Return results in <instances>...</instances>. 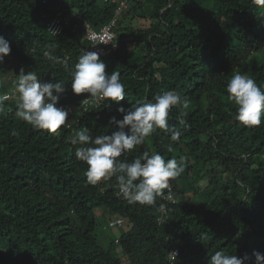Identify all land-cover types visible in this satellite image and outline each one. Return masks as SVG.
Segmentation results:
<instances>
[{"label":"trees","instance_id":"16d2710c","mask_svg":"<svg viewBox=\"0 0 264 264\" xmlns=\"http://www.w3.org/2000/svg\"><path fill=\"white\" fill-rule=\"evenodd\" d=\"M119 2L0 0V35L12 49L0 63V97H8L0 103V264H207L221 249L255 264L253 252L264 253V122L241 126L226 84L241 72L264 87V8L251 0H130L122 11L117 47L100 56L107 73L121 74L120 103L127 108L166 90L188 102L186 129L180 107L168 117L182 129L179 140L157 129L119 158H183L184 172L145 206L121 198L115 176L89 184L86 163L74 156L79 145L69 142L84 127L110 134V117L122 119L118 105L103 99L86 110L89 96L72 93L69 72L87 44L83 25L101 29ZM59 13L68 24L55 34L49 24ZM21 68L66 85L58 106L74 111L58 132L15 115ZM11 70L16 78L6 82ZM117 218L123 223L111 225ZM104 227L118 233L104 241Z\"/></svg>","mask_w":264,"mask_h":264},{"label":"clouds","instance_id":"9594fccd","mask_svg":"<svg viewBox=\"0 0 264 264\" xmlns=\"http://www.w3.org/2000/svg\"><path fill=\"white\" fill-rule=\"evenodd\" d=\"M255 7L264 8V0H251ZM54 33L56 31L54 30ZM107 44V43H105ZM10 42L0 35V63L11 53ZM48 60L60 62L50 51L43 53ZM65 67H67L65 63ZM71 91L74 95L88 94L91 98L103 99L118 105L116 111L122 119L111 116L113 125L110 134L93 136L87 127L75 131L69 138L76 147L74 156L87 165L86 180L96 185L104 179L115 176L118 195L129 204L154 205L156 198L169 188V181L175 180L185 170L183 158L165 159L159 152L143 154L131 161L119 159L144 143L157 129L170 135L172 141L179 140L182 129L170 127V110L180 107L179 125L188 127L183 109L188 107L176 90H166L147 97L125 108L120 102L125 99V85L118 71L106 72V64L100 53L83 51L69 70ZM14 93L18 94L15 115L33 129L56 133L68 121L69 110L58 106L61 95L67 91L63 82H43L35 71L25 73L21 68L18 78L13 81ZM227 99L236 106L235 119L241 126L258 127L264 120V87L248 75L236 72L226 84ZM8 97H0V103ZM72 105V104H71ZM169 151L171 149L169 148ZM176 255L175 252H172ZM255 264H264V253L254 251ZM249 259L245 253L236 254L217 250L212 253L207 264H245Z\"/></svg>","mask_w":264,"mask_h":264},{"label":"built area","instance_id":"2783aa9c","mask_svg":"<svg viewBox=\"0 0 264 264\" xmlns=\"http://www.w3.org/2000/svg\"><path fill=\"white\" fill-rule=\"evenodd\" d=\"M129 1L130 0H120L116 11V15L109 21V23L104 25L101 29H96L89 23L83 25L82 36L86 38L87 44L82 47L81 49L82 53L84 50L95 51L100 53V56H102L108 54L112 49H115L117 47L115 43L116 23L122 11L128 7ZM57 16L59 17L49 24V30H51V32L53 33L54 30L56 31V33L60 32L65 26L64 24L66 23L68 24V20L66 17L62 16L60 13ZM83 103L86 105V110H87L88 106L100 104L101 99L88 97L84 99ZM63 107L69 110L68 120H70L71 114L74 111V106L71 104H66L63 105ZM167 197L172 198V195L168 194ZM122 223H123V218H117L111 221V225H116V224L121 225ZM171 255L172 258L175 257L174 253L173 254L171 253Z\"/></svg>","mask_w":264,"mask_h":264},{"label":"rangeland","instance_id":"374dc122","mask_svg":"<svg viewBox=\"0 0 264 264\" xmlns=\"http://www.w3.org/2000/svg\"><path fill=\"white\" fill-rule=\"evenodd\" d=\"M139 21V20H138ZM13 78H16V76H15V72L13 71V70H11L10 72H9V74L7 75V77H6V79H5V81L7 82L8 81V79H13ZM100 223H102L104 226H107V225H105V219H103V218H101L100 219ZM102 225V226H103ZM101 231V233H103L104 235H105V237H104V241H106L107 239H106V237H108L109 238V236L111 235H116L118 232L115 230V229H113V228H108V227H104V228H98V231Z\"/></svg>","mask_w":264,"mask_h":264}]
</instances>
